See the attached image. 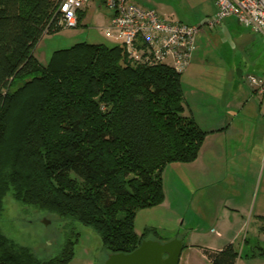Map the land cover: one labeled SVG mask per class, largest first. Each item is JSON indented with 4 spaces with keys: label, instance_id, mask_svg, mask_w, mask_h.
<instances>
[{
    "label": "trees",
    "instance_id": "trees-1",
    "mask_svg": "<svg viewBox=\"0 0 264 264\" xmlns=\"http://www.w3.org/2000/svg\"><path fill=\"white\" fill-rule=\"evenodd\" d=\"M61 1L0 0V215L11 192L65 224L45 258L0 225V264H70L77 224L99 234L107 256L134 251L154 231L138 233L136 218L162 204L164 169L194 162L207 135L185 114L183 73L136 64L122 45L77 43L41 63L34 51L62 30ZM256 249L248 256H264ZM204 254L210 264L241 255L232 243Z\"/></svg>",
    "mask_w": 264,
    "mask_h": 264
},
{
    "label": "rangeland",
    "instance_id": "rangeland-1",
    "mask_svg": "<svg viewBox=\"0 0 264 264\" xmlns=\"http://www.w3.org/2000/svg\"><path fill=\"white\" fill-rule=\"evenodd\" d=\"M156 1L159 7L175 11L178 15L174 17L182 23L200 27L196 46L201 64L195 73L198 75L193 77L194 85L199 80L200 86L207 89V95L212 92L222 95L224 87H229L235 78L239 85L237 105L241 103L245 108L238 107L226 114L240 115L244 122L253 119L258 127L240 150L238 135L230 131L223 136L220 156H207L196 169L198 175L204 174L197 189L190 187L187 163L167 166L163 171L164 200L157 207L138 211L136 231L142 233L149 225L154 229L148 234L149 239L182 240L184 248L179 264H200L204 261L202 250L206 244H215L219 236L233 233L242 222L243 232L235 241L241 253L238 260L241 264H264V256H246L257 250V245L264 249V235L259 231L264 224V95L254 91L247 80L249 75L264 79V38L241 26L233 17L210 26L216 14L211 13L214 0ZM111 15L112 11L102 0H91L80 17L79 26L45 35L35 48V56L46 64L53 52L77 43L113 45L114 42L104 36ZM182 79L186 90L192 79L187 80L186 74ZM3 203L0 225L10 238L31 247L39 258L59 251L65 224L57 215L21 204L11 192ZM77 227L81 238L75 257L86 249L100 260L107 257L99 234L80 224Z\"/></svg>",
    "mask_w": 264,
    "mask_h": 264
},
{
    "label": "built area",
    "instance_id": "built-area-1",
    "mask_svg": "<svg viewBox=\"0 0 264 264\" xmlns=\"http://www.w3.org/2000/svg\"><path fill=\"white\" fill-rule=\"evenodd\" d=\"M91 0H62L59 5L60 28L79 26V13ZM113 12L104 36L124 46L132 62L140 65H166L184 73L197 50L196 36L200 27L163 18L152 8H145L132 0H102ZM216 14L210 26L233 17L241 26L264 38V0H214ZM249 84L264 95V79L248 76Z\"/></svg>",
    "mask_w": 264,
    "mask_h": 264
},
{
    "label": "crops",
    "instance_id": "crops-1",
    "mask_svg": "<svg viewBox=\"0 0 264 264\" xmlns=\"http://www.w3.org/2000/svg\"><path fill=\"white\" fill-rule=\"evenodd\" d=\"M132 1L142 7L152 8L157 10L159 14L165 19L181 22V20H177L175 18L177 17L176 15H178L175 11L165 10L163 7H159L158 2L156 0H132ZM216 10L217 9L215 5L211 7L212 15L215 14ZM84 11L85 9L83 10V12ZM112 16H113V12L111 18ZM178 17H180V19H183L181 16ZM38 60L41 63L43 62L39 58ZM200 64H201V60L198 51L196 50L193 55L190 66L183 73L187 75V80L192 79L191 84L188 86V89L185 90L183 85L185 98L188 104L185 110V114L192 116L196 121V123L198 124V126L203 131L207 132V135L205 136L201 150L199 152L198 158L194 162L187 163L190 187L193 189L194 188L197 189L200 187V181L202 180L204 175L203 173H200L198 175L196 173V169L199 168L201 162L205 161L207 156L209 155L212 156V154H216L217 156H220V152L222 150V145H223L222 144L223 136H226L230 131L232 135L234 136L238 135L239 150H240L242 145L245 146V143H248L251 133L256 132L258 127L253 119H251L250 121L249 119L247 121L245 119L244 122V120L242 119V117H240V115L228 116L226 114V111H234V109L238 110L239 109L238 107H240V109L245 108L241 103H239V106L237 105V96H239V85L238 82L235 80V78H232L229 87H224L225 91L220 93L222 95H216L213 94V92L211 93V95H207V89L200 86V82H198L199 80L196 81L197 84L194 85L193 77L198 75L195 73L198 72V69L200 68ZM233 74H235V71L233 72ZM233 74H229V75H233ZM223 93L224 95L226 93V97L225 96L223 97ZM213 96H215L216 101ZM234 125H239V127H233ZM248 126H251L252 128ZM240 162H242V159L239 158V163ZM247 162L250 161L247 160ZM239 169L241 168L239 167ZM146 227H150V226L147 225ZM242 232H243V224L241 222L239 223V228L233 233H230L227 236H219L215 244H206V246L202 250L204 261H201L200 264H210V261L204 254L205 249L214 250V251L220 250L228 243H232L236 248L235 241L237 240L238 236L240 237V234ZM79 253L80 254L76 255L75 259L72 261L74 262L72 264H104L105 260L108 257L106 255L107 257H104L102 260H100L93 253L88 252L87 249L84 252L80 250ZM250 253L251 251L248 254H246V256L250 255ZM237 264H241V261L238 260Z\"/></svg>",
    "mask_w": 264,
    "mask_h": 264
},
{
    "label": "water",
    "instance_id": "water-1",
    "mask_svg": "<svg viewBox=\"0 0 264 264\" xmlns=\"http://www.w3.org/2000/svg\"><path fill=\"white\" fill-rule=\"evenodd\" d=\"M183 248L178 238L166 242L144 239L130 253L109 254L104 264H179Z\"/></svg>",
    "mask_w": 264,
    "mask_h": 264
}]
</instances>
